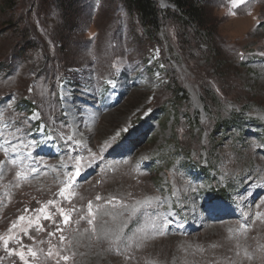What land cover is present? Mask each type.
<instances>
[{
  "label": "rangeland",
  "instance_id": "obj_1",
  "mask_svg": "<svg viewBox=\"0 0 264 264\" xmlns=\"http://www.w3.org/2000/svg\"><path fill=\"white\" fill-rule=\"evenodd\" d=\"M155 1L0 0V264H264V0Z\"/></svg>",
  "mask_w": 264,
  "mask_h": 264
},
{
  "label": "trees",
  "instance_id": "obj_2",
  "mask_svg": "<svg viewBox=\"0 0 264 264\" xmlns=\"http://www.w3.org/2000/svg\"><path fill=\"white\" fill-rule=\"evenodd\" d=\"M3 5L9 6L12 9L15 7V2L11 0H2ZM88 0H54L55 7L62 18L69 19L78 14L79 10ZM125 7L134 14L145 33L149 38L157 37L161 28V10L155 0H121ZM176 8L178 15L181 16L184 23L195 25L197 28L205 26L206 13L203 0H167ZM178 90L177 92H182ZM223 197V194H220Z\"/></svg>",
  "mask_w": 264,
  "mask_h": 264
},
{
  "label": "snow or ice",
  "instance_id": "obj_3",
  "mask_svg": "<svg viewBox=\"0 0 264 264\" xmlns=\"http://www.w3.org/2000/svg\"><path fill=\"white\" fill-rule=\"evenodd\" d=\"M240 2L243 3L244 0H240ZM117 70H119V69L117 68ZM29 91H31V89H30ZM65 115H67V113H65ZM32 118H33V119H36L37 117H36L35 115H33ZM123 130H124V129H122V131H123ZM41 131H43V129H41ZM67 139H68L69 141H71V140H72V137L69 136V137H67ZM75 143H76L77 146H79L80 141H75ZM13 150H15V148H13ZM93 155H94V154H93ZM88 166H91V162H89ZM81 167H82V165H81V164L79 163V161L77 160V161L75 162V172L69 177V179H72V176H76V177L80 176V175H81ZM62 194H63V193H62ZM42 211H43V210H42ZM62 212H63V210H62ZM135 212H136V210L133 209V215H135ZM44 218H45V219H51V217H50V216H47V215H46ZM21 219H23V217H21ZM68 219H69V217L67 216V214H64V222H65V223L68 222ZM171 222H172L171 220L162 221V223H161L160 225H154V227H156L158 230L162 231L163 228L166 227V226H167L168 224H170ZM16 242L19 243L18 240H17ZM4 243H5L6 250H7V243H8V242H7V241H4ZM13 254L19 255L21 259H24V253H23V252H20V253H13ZM31 254H32L33 256L36 255V253H35L34 251L31 252ZM64 259L67 260L68 257H64Z\"/></svg>",
  "mask_w": 264,
  "mask_h": 264
}]
</instances>
